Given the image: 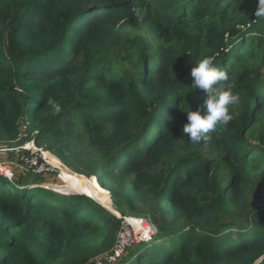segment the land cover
I'll return each instance as SVG.
<instances>
[{"label": "trees", "instance_id": "1", "mask_svg": "<svg viewBox=\"0 0 264 264\" xmlns=\"http://www.w3.org/2000/svg\"><path fill=\"white\" fill-rule=\"evenodd\" d=\"M27 121L156 232L109 260L116 216L0 174V264H264V0H0V141Z\"/></svg>", "mask_w": 264, "mask_h": 264}, {"label": "rangeland", "instance_id": "2", "mask_svg": "<svg viewBox=\"0 0 264 264\" xmlns=\"http://www.w3.org/2000/svg\"><path fill=\"white\" fill-rule=\"evenodd\" d=\"M248 103V101L246 102V104ZM245 104V105H246ZM246 110L248 108V104L244 107ZM28 116L30 117V114H28ZM260 130H264V127L261 126L259 127ZM261 132L258 131L257 135H256V139L255 142H259V138H260ZM33 141L34 139L31 137L30 135V131L28 128H25V126L22 127L21 129V133L19 135L18 138H16L13 141H8V140H1L0 141V161H5V160H11L13 157L22 154L23 152H29L30 150H28V145L29 143ZM35 145L33 147H31V149H44L47 152L48 158L50 159L52 165L55 168V172H41L40 171V166L38 165L35 169L36 171H40V172H26L25 170L22 169H18V168H14V167H9L8 170H6V172L4 171V176L8 179H26L27 183L25 185L28 186H44L46 188H51L53 190H58L55 188V186H62V185H66V186H71V185H75L77 188L81 187L82 184H84V182H86V178H83L82 176H79L77 174H82L86 177H92L94 176L93 174H88V173H80L77 170H75L74 168L70 167L67 162L62 159L50 146L49 142H44V143H36L34 142ZM31 170L34 171L33 168H31ZM5 173L7 175H5ZM96 177V176H95ZM49 185V186H46ZM80 191L82 190L79 189ZM104 192L105 191H109V190H105L103 189ZM62 191V190H61ZM96 193L97 195L96 198L92 197L90 194H85L82 192H69V194H78V195H83V196H87L92 198L104 211L108 212L109 214L116 216L120 219L121 216H119L117 213H113L112 210L106 206L109 207H116L117 212L120 215H124V216H128L134 219H145L147 220L148 217L147 215L142 214L141 212H138L137 215L134 213H129L127 211H124L120 208H118L116 206V203L114 201V198L112 197L111 193H110V197L111 199L107 196V193ZM106 206H104V205ZM143 210V209H142ZM121 221V219H120ZM138 246L137 244L133 245L132 247H130L128 250L125 251V253L122 255L123 257L121 258V260H125L126 261H133V253L136 252ZM105 258L109 257V254H105L103 255ZM119 258V259H120ZM118 259V260H119Z\"/></svg>", "mask_w": 264, "mask_h": 264}, {"label": "built area", "instance_id": "3", "mask_svg": "<svg viewBox=\"0 0 264 264\" xmlns=\"http://www.w3.org/2000/svg\"><path fill=\"white\" fill-rule=\"evenodd\" d=\"M23 126L28 128L29 121L22 122L21 129ZM34 145L35 143L31 141L28 145L29 152H23L11 160L0 161V174L4 175V171L6 172L11 166L19 170H25L26 172H55V168L48 158L47 152L41 148L31 149ZM38 165L40 166V171H36L35 169ZM5 175L7 174L5 173ZM124 218H121V228L118 231L112 252L108 257L112 261L119 259L127 249L142 240L148 239L156 231V227L150 219H134L128 216H124Z\"/></svg>", "mask_w": 264, "mask_h": 264}, {"label": "clouds", "instance_id": "4", "mask_svg": "<svg viewBox=\"0 0 264 264\" xmlns=\"http://www.w3.org/2000/svg\"><path fill=\"white\" fill-rule=\"evenodd\" d=\"M1 175H3V174H1ZM3 176H4V175H3ZM97 182H98V181H97ZM98 183H99V182H98ZM102 188L106 190V188H104V187H102ZM50 189H51V188H50ZM52 190H53V189H52ZM54 191H56V192H60V193H62V194L69 195V193H67V192H66V193H64V192L57 191V190H54ZM70 194H71V193H70ZM73 194H75V193H73ZM117 218H118V217H117ZM118 219H119V218H118ZM120 219H121V217H120ZM120 219H119V220H120ZM121 220H122V219H121ZM153 224H154V223H153ZM155 232H156V231H155ZM155 232H154V233H155ZM138 243H139V242H138ZM136 244H137V243H136ZM124 253H125V252H124ZM121 257H122V256H121ZM116 260H118V259H116Z\"/></svg>", "mask_w": 264, "mask_h": 264}, {"label": "bare ground", "instance_id": "5", "mask_svg": "<svg viewBox=\"0 0 264 264\" xmlns=\"http://www.w3.org/2000/svg\"><path fill=\"white\" fill-rule=\"evenodd\" d=\"M121 218H124V215H122ZM124 219H125V218H124Z\"/></svg>", "mask_w": 264, "mask_h": 264}, {"label": "water", "instance_id": "6", "mask_svg": "<svg viewBox=\"0 0 264 264\" xmlns=\"http://www.w3.org/2000/svg\"><path fill=\"white\" fill-rule=\"evenodd\" d=\"M57 191H59V190H57Z\"/></svg>", "mask_w": 264, "mask_h": 264}]
</instances>
